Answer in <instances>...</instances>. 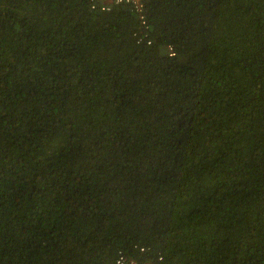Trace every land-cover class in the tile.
<instances>
[{"label":"trees","instance_id":"obj_1","mask_svg":"<svg viewBox=\"0 0 264 264\" xmlns=\"http://www.w3.org/2000/svg\"><path fill=\"white\" fill-rule=\"evenodd\" d=\"M0 0V264H264V0Z\"/></svg>","mask_w":264,"mask_h":264},{"label":"built area","instance_id":"obj_2","mask_svg":"<svg viewBox=\"0 0 264 264\" xmlns=\"http://www.w3.org/2000/svg\"><path fill=\"white\" fill-rule=\"evenodd\" d=\"M142 3L143 0H102V4L104 6L103 10H110L111 6L114 4L116 5L131 4L139 10L141 8ZM115 264H138V263L133 260L120 257L119 259H117Z\"/></svg>","mask_w":264,"mask_h":264}]
</instances>
